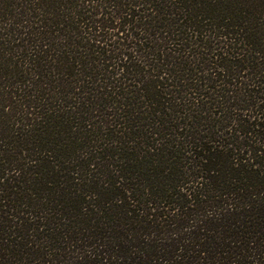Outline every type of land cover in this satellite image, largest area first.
Instances as JSON below:
<instances>
[{
  "label": "trees",
  "instance_id": "obj_1",
  "mask_svg": "<svg viewBox=\"0 0 264 264\" xmlns=\"http://www.w3.org/2000/svg\"><path fill=\"white\" fill-rule=\"evenodd\" d=\"M0 264H264V0H0Z\"/></svg>",
  "mask_w": 264,
  "mask_h": 264
}]
</instances>
